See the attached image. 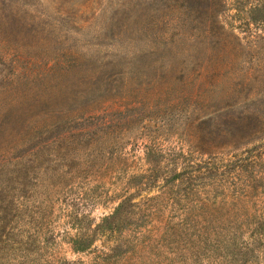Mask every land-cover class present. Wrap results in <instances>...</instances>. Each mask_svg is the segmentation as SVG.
<instances>
[{
	"label": "rangeland",
	"instance_id": "1",
	"mask_svg": "<svg viewBox=\"0 0 264 264\" xmlns=\"http://www.w3.org/2000/svg\"><path fill=\"white\" fill-rule=\"evenodd\" d=\"M224 1L225 46L164 0L0 4L15 87L0 95L1 230L31 241L30 264H264V128L246 121L264 109L247 80L264 81L262 28L255 2ZM200 161L217 174L185 197L179 174Z\"/></svg>",
	"mask_w": 264,
	"mask_h": 264
},
{
	"label": "trees",
	"instance_id": "2",
	"mask_svg": "<svg viewBox=\"0 0 264 264\" xmlns=\"http://www.w3.org/2000/svg\"><path fill=\"white\" fill-rule=\"evenodd\" d=\"M2 0H0V4L3 10H5L6 2L8 0H4L5 2L2 3ZM244 1L247 0H237L238 9L241 4L244 3ZM251 2H255L254 7H252L251 13H252V20L254 22H258V25L261 26L262 35L259 36V40L257 43L260 45V49L264 51V0H248ZM227 1L224 0H164V3L166 5V8L175 14L181 15V20L183 21V25L191 24L193 25V28L196 30V32L203 29L204 35L203 38L206 40H209L214 42L217 45H220L223 43V46L229 45L228 42L224 41L222 38V34L220 31L225 30L222 23L218 20V17L216 16V13L219 12L220 8H222L224 5H226ZM13 7V3L11 2L9 5V10ZM1 8V9H2ZM2 19V16H1ZM257 41V40H256ZM227 47V46H226ZM3 62V61H2ZM207 70V69H206ZM204 75L201 77L204 79V81L207 80L208 77H211V73L206 71ZM3 72V71H1ZM0 95L5 94L9 89H15L14 85V79L11 77L0 73ZM248 82H253L258 85V87H264V81H262V76L255 77L253 75L248 76ZM8 81H11L12 83L7 84ZM202 81L197 86V92L196 97H199L200 91L199 88L201 87V84L204 82ZM23 112L22 108L20 109V114ZM16 116V117H19ZM248 120H253L257 122L259 125V130L256 131V134H260L261 130L264 128V109L256 110V112L250 113L248 115ZM196 122V121H195ZM198 123V124H197ZM5 125V122L0 119V135L3 131V127ZM200 122H196L193 127L196 129V131H200L202 129ZM233 135V133H231ZM197 139L199 140L200 137L198 135ZM257 157L254 158H246L245 160H237L236 162H231L236 169L245 168L248 169L249 167L246 165L248 163L255 164V160ZM230 167V166H229ZM228 168V165L225 166V169ZM244 170V169H243ZM218 170L216 167H214L211 163H205L204 161H200L198 163H189L184 167L183 172L179 174L181 175V186L184 187V196L189 197L191 195L198 196L197 190L207 184L208 180L210 181L214 176L217 174ZM5 172L3 171V174ZM1 176V173H0ZM180 178V177H179ZM3 221L5 219H1L0 217V253L1 251H5L8 248H12L13 252H19L21 253V262L19 264H30L29 263V254L28 252H31V241H21L14 238V236L7 232L5 233L4 230H1L5 226L3 225ZM6 230V229H5ZM8 237V238H7ZM8 239V240H7ZM12 242V244H8L9 242ZM50 263V262H49Z\"/></svg>",
	"mask_w": 264,
	"mask_h": 264
}]
</instances>
